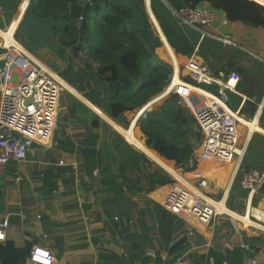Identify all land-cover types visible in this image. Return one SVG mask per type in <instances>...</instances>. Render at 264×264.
Returning a JSON list of instances; mask_svg holds the SVG:
<instances>
[{"label": "crops", "instance_id": "crops-1", "mask_svg": "<svg viewBox=\"0 0 264 264\" xmlns=\"http://www.w3.org/2000/svg\"><path fill=\"white\" fill-rule=\"evenodd\" d=\"M32 2L0 0V79L2 57L10 44L9 37L14 35L33 60L59 74L65 92L52 138L36 141L24 162L0 165V222L10 221L6 241L0 242V246L11 245L29 251L30 256L34 247H43L55 256L54 264H174L178 259L184 264H264V224L250 218L251 208L258 210V216L264 212V197L260 208L252 203L254 196L259 197L258 189L264 182V30L230 23L223 11L216 12L217 21L205 29V34L194 29L199 44L205 37L229 38L237 47L216 40L221 43L219 49H234L238 52L236 66H251L249 82L244 77L243 92L237 91L241 100H236V111L241 112L246 101L255 103L259 99L253 117L235 115L241 122L239 137L244 132L247 139L246 163L263 170L247 176L258 173L262 181L254 192L244 187L249 190L247 198L237 199L238 204L243 203L242 208L231 209L228 202L244 160L235 157L229 185H222L220 197L215 198L226 203L223 210L231 217H222L206 226L193 220L187 222L168 207L169 185L150 190L148 175L180 174L174 162L146 145L147 138L135 115L138 110L126 112L118 120L109 116L111 84L99 74L100 63L76 52L74 45H65L57 32L56 19L38 16L31 9ZM150 4L152 0H145L150 19L172 61H177ZM198 52L199 47L191 58L176 54L188 62H205ZM186 63L180 65L181 71L176 67L177 72L183 75ZM179 82L176 75L174 85ZM166 95H158L155 104ZM163 102L154 109H159ZM214 164L224 163L201 162L197 172L183 176L184 182L185 177L195 181L203 177L208 187L207 175L220 167ZM215 185L220 186V182ZM190 187L196 191L192 184ZM149 252H154L156 258L148 256ZM26 264L32 263L28 259Z\"/></svg>", "mask_w": 264, "mask_h": 264}, {"label": "trees", "instance_id": "trees-1", "mask_svg": "<svg viewBox=\"0 0 264 264\" xmlns=\"http://www.w3.org/2000/svg\"><path fill=\"white\" fill-rule=\"evenodd\" d=\"M167 2L168 6L161 0H152L151 6L169 45L177 54L189 58L199 47L198 54L205 58V62L210 67L218 58L221 43L205 37L199 44L197 31L188 26H181L171 8L179 10L185 7H202L217 13L223 11L230 23L264 30V7L251 0H167ZM31 9L40 17L53 16L58 24L57 32L65 40L64 44L74 45L76 52L81 51L90 60L100 63L99 74L111 84L107 112L112 119L118 120L126 112L135 110H138L135 115L140 118L146 108L150 109L154 105V102L151 105L148 103L161 95L169 85L173 66L163 61L156 53V50L161 47L158 53L170 61L165 45L160 40L161 37H155L153 34L145 0H89L87 2L35 0L31 4ZM81 17L83 20L80 22ZM206 46L207 53H203L202 50ZM177 57L182 58L178 55ZM173 65L177 67L176 63ZM232 71L244 74L242 67L228 63L226 67L216 70L215 75L219 76L221 72L228 75ZM176 75H180L177 70L175 78ZM245 79L249 82L248 77ZM66 80L75 86L71 80ZM185 80L191 82L189 77ZM212 89H215V86ZM195 90L201 91L198 88ZM242 90L240 83L238 91L243 92ZM231 97L238 102L241 100L236 94L231 93L230 99ZM178 102V96L170 95L159 109L147 112L146 117L139 120L138 126L147 138L146 143L150 149L166 160L175 161L180 166L185 165L186 171L192 172L195 166H192L189 161L195 153L196 144L202 141L203 134L193 115L186 108L179 106ZM258 104L259 99L255 103L246 101L241 109V115L253 117L257 112ZM235 110H238V105ZM141 132L140 135L143 136ZM142 158L151 163L144 154ZM245 159L246 156L235 179L232 197L230 196L228 202L229 207L234 210L243 206V203L238 204L235 192L238 191L241 198L248 196L249 190L243 189L242 185L247 175H252L255 171H263L257 166L249 165L250 163H246ZM227 178V166L217 167L214 173L207 175V181L210 184L220 182V186L217 187L225 184ZM147 179L150 181V190H154L156 186L164 187L175 183V180L167 173L148 175ZM235 183H237V189ZM258 190L259 197L256 199L254 196L252 201L253 207L256 208H260L259 202L264 197V182ZM254 212L257 213L258 210ZM28 252L18 250L11 245L0 246V263L26 264L30 256ZM242 257L239 254V259L242 260Z\"/></svg>", "mask_w": 264, "mask_h": 264}, {"label": "built area", "instance_id": "built-area-1", "mask_svg": "<svg viewBox=\"0 0 264 264\" xmlns=\"http://www.w3.org/2000/svg\"><path fill=\"white\" fill-rule=\"evenodd\" d=\"M161 1L168 5L167 0ZM251 1L256 3V0ZM173 12L181 24L199 30L203 34L206 33L207 27L217 21L216 11L209 8L185 7ZM82 20L81 17L80 22ZM204 37L205 35L202 38ZM9 38L10 44L2 57L0 79V165L24 162L36 141L52 138L62 95L65 92L57 72L33 60L23 45L14 40V35ZM214 39L224 45L237 47V44L229 38L214 37ZM12 40L17 44L11 42ZM186 68L190 72L186 76L180 74L181 82L176 85H174L175 73L171 76L169 86L172 90L166 96H178V105L195 116L203 134L199 162L207 163L214 160L217 163H225L235 157L242 160L246 147L239 145L241 122L235 115L237 113L241 116V114L230 106V94H237L242 81L241 75L232 71L228 75L217 76L205 62L199 63L193 60L188 62ZM186 77L196 83L186 81ZM201 85H206L209 89ZM214 86L215 89H212ZM196 88L202 90L196 91ZM148 110L149 107L141 114L140 119L146 117ZM189 163L192 165L193 160ZM184 167L185 165L178 169L181 175ZM169 175L175 183L169 185L167 205L184 220L187 222L193 220L200 225L209 226L222 217H231L223 210L227 207L225 202L217 201L204 192L207 188L206 179L198 177L196 180L198 186L194 187L196 191H193L189 182L187 184L179 182L173 175ZM261 181L262 176L255 173L246 177L242 185L254 192ZM249 205L251 206V203ZM249 205L246 211L250 209ZM261 213L263 214L258 216L254 208H251L250 218L257 219V222L263 225L264 212ZM9 228L8 219L0 222V242L6 241ZM148 256L156 258L154 252H149ZM55 261L53 253L43 247H34L29 257V262L32 264H54ZM174 264H184V262L178 259Z\"/></svg>", "mask_w": 264, "mask_h": 264}, {"label": "rangeland", "instance_id": "rangeland-1", "mask_svg": "<svg viewBox=\"0 0 264 264\" xmlns=\"http://www.w3.org/2000/svg\"><path fill=\"white\" fill-rule=\"evenodd\" d=\"M147 1V0H146ZM148 7H149V5H148ZM151 23H152V31H153V34L155 35V37H159L160 38V35H159V33H157L158 31H156L157 30V28L155 27V25H154V23L152 22V20H151ZM94 33H95V28H94ZM161 40V39H160ZM161 48V47H160ZM205 49L207 50V48L206 47H204L203 48V53H207L206 51H205ZM159 49H157L156 50V53L159 55V57L163 60V61H165V62H167L168 64H170V65H172L173 66V62H175L176 61V59L174 60V61H172V59L173 58H171V56H169L170 57V61H168V60H166V59H164L163 57H162V55L161 54H159L158 51ZM237 54H238V52H236L234 49H219L218 50V58H216L215 60H214V62H212V64H213V66L212 67H210V65L207 63V62H205V64H207L208 65V67L213 71V72H215L216 70H220L223 66L224 67H226V65L228 64V63H232L233 65H235L236 66V64L234 63L235 62V59H237L238 57H237ZM175 56L177 57V55H176V53H175ZM177 59L180 61V62H183V64L184 63H186V62H188L187 61V59L186 58H184V57H182V58H178L177 57ZM195 60H197V57L196 58H194ZM199 60V59H198ZM201 61V59L199 60V62ZM187 64V63H186ZM246 68H244V67H242L243 69H244V77L246 78V77H248L249 76V73L251 72V66L250 65H248V64H243ZM236 67H239V66H236ZM175 69H176V67H175ZM175 72H176V70H175ZM190 71L188 70V69H184L183 70V75H187L188 73H189ZM235 72H237V71H235ZM239 73V72H238ZM240 75H241V77H242V80L244 79V77H243V75H242V73H239ZM190 80H191V82H194V83H196L194 80H192L191 78H189ZM142 83V78L140 79V84ZM203 88H206V89H209V87L208 86H206V85H201ZM198 89H201V88H198ZM171 90H172V87H170V86H168L167 87V89H165V91L163 92V93H166V94H168V93H170L171 92ZM162 93V94H163ZM158 97V96H157ZM157 97H155V98H157ZM169 96H166L164 99H162V100H160L158 103H156L155 104V98L154 99H152L148 104L149 105H151L153 102H154V104L155 105H153V106H151V108H150V110L152 109V110H154V108L156 107V106H158V105H160L165 99H167ZM237 105H238V103H237V101L235 100V98H232L231 97V99H230V106L233 108V109H236L237 108ZM130 116H131V114H130ZM193 117H194V119H195V116L193 115ZM131 120V119H130ZM196 120V119H195ZM131 122H132V120H131ZM134 122V121H133ZM125 126L127 127L128 126V123L126 122L125 123ZM240 130V129H239ZM254 134H257V132L256 133H254ZM239 136H240V134H239ZM145 139V138H144ZM146 141H147V139H145V143H146ZM193 141H195L194 139H193ZM246 142H247V139H246V136L244 135V132H242V136L239 138V145L240 146H244L245 144H246ZM202 144H203V139H202V141L200 142V143H198V144H196V150H195V153L193 154V156H192V158L190 159V160H193V164H192V166H195V170L194 171H192V172H187L186 171V168L187 167H184V172H182V176H187L188 174H193V173H195V172H197V170H199V167L201 166V162H199V160H198V157H199V155H200V150H201V147H202ZM146 145H147V143H146ZM246 153H247V151H246ZM246 153H245V156H246ZM237 161V159H235V160H230L229 161V164L231 163V162H234L233 164H232V166H229V173L231 172V174L229 175L230 177H228L227 178V180L225 181V184H226V186H228L229 185V180L232 178V172H234V169L232 170V168H233V166H235V162ZM172 162H174V168L177 170V171H179L178 169H179V167H180V165H177L176 164V162L175 161H172ZM215 166H220V165H218V164H214ZM223 166H228V164H223ZM181 173V172H180ZM198 178V177H197ZM185 183L187 184V182H189V185L191 186V184L193 185V187H197L198 185H197V182L195 181V180H191L190 178H188V177H185ZM225 184H223V185H225ZM235 188L237 189V183H235ZM224 187L225 189L226 188H228V187ZM221 189H223V187H217L216 185H215V183H211V184H209L208 185V187L205 189V193H206V190L208 191L207 193H209L210 194V196L213 198L214 197V199L215 198H217V197H220V195H221ZM239 192L238 191H236L235 192V196H237L238 197V199L241 201V200H244V198H239ZM231 197H232V195H231ZM240 201H237L238 203L240 202ZM242 202H244V201H242ZM242 208V207H241ZM240 207H239V209H241ZM243 210V209H242Z\"/></svg>", "mask_w": 264, "mask_h": 264}, {"label": "bare ground", "instance_id": "bare-ground-1", "mask_svg": "<svg viewBox=\"0 0 264 264\" xmlns=\"http://www.w3.org/2000/svg\"><path fill=\"white\" fill-rule=\"evenodd\" d=\"M256 3H258V4H260L261 6H263L264 7V0H256ZM156 19V18H155ZM157 21V20H156ZM159 27H160V25H159ZM160 30H161V28H160ZM158 31V30H157ZM161 32H162V30H161ZM158 33V32H157ZM163 34V33H162ZM164 35V34H163ZM197 59H199V58H197ZM181 64H183V62H180L178 59H177V61H176V66H177V68L180 70V65ZM181 71V70H180ZM196 91H198V90H196ZM237 117V116H236ZM139 120H140V118H139ZM210 161H212V160H210ZM224 164H228V166H232V162L229 164V161L228 162H225ZM179 182H184V180H183V176L181 175V174H179L178 176L176 175V177H175ZM194 191V190H193Z\"/></svg>", "mask_w": 264, "mask_h": 264}, {"label": "water", "instance_id": "water-1", "mask_svg": "<svg viewBox=\"0 0 264 264\" xmlns=\"http://www.w3.org/2000/svg\"><path fill=\"white\" fill-rule=\"evenodd\" d=\"M151 5V4H150ZM148 6V5H147ZM149 8V7H148ZM151 16V15H150Z\"/></svg>", "mask_w": 264, "mask_h": 264}]
</instances>
